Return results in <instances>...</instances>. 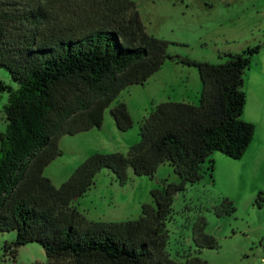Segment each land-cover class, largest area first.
Listing matches in <instances>:
<instances>
[{"label":"trees","instance_id":"16d2710c","mask_svg":"<svg viewBox=\"0 0 264 264\" xmlns=\"http://www.w3.org/2000/svg\"><path fill=\"white\" fill-rule=\"evenodd\" d=\"M131 8L130 0H114L73 28L55 32L41 0H0V69L17 86L0 80V94H7L0 132V232H14L13 241L2 245L13 264L16 249L31 243L48 260L32 264H209L199 250L218 248L198 216L191 226L195 249L184 251L182 262L170 259L165 221L174 195L201 179L200 165L210 154L238 160L248 148L254 125L240 118L242 75L259 47L226 54L220 64L170 56L168 42L147 35ZM166 59L196 69L197 105H152L139 122L138 141L125 154L93 153L55 188L42 172L60 154L59 137L99 128L104 109L120 91L144 83ZM109 114L118 131L131 128L123 102L116 101ZM164 162L177 182L152 189L153 206L142 204L135 220L87 221L72 203L101 169L123 184L127 168L149 176ZM260 195L254 199L258 205ZM212 210L221 216L234 207L222 198Z\"/></svg>","mask_w":264,"mask_h":264},{"label":"rangeland","instance_id":"374dc122","mask_svg":"<svg viewBox=\"0 0 264 264\" xmlns=\"http://www.w3.org/2000/svg\"><path fill=\"white\" fill-rule=\"evenodd\" d=\"M112 1L41 0L55 32L73 28L79 20L84 21L87 16L108 8ZM130 1L146 34L168 42L166 52L170 56L220 64L226 60V54H241L247 48L258 46V53L250 59L242 75L245 104L240 116L257 124L255 119L264 115V91L259 94L255 75L259 70L264 72V0ZM0 80L12 89L17 87L3 69H0ZM259 80L264 85V78ZM199 92L196 69L166 59L144 83L120 91L104 109L99 128L60 136L57 142L60 154L49 162L42 175L57 188L91 154H125L138 141L139 122L152 105L165 101L197 105ZM6 101L7 94H0V132L6 124L2 112ZM116 101L125 104L132 120L131 128L123 132L115 128L109 114ZM246 152L238 160L218 152L210 154L200 165L201 179L187 184L182 192L174 195L170 215L165 221V250L170 259L182 262L181 254L195 249L191 226L198 216L205 220V233L218 244L217 249L199 250L200 259L209 264H257L264 258V200L260 205L254 202L259 193L264 198V158ZM209 161L212 164L210 173ZM125 174L124 183L119 184L110 171L101 169L94 176L92 186L81 197L73 198L75 209L87 221L135 220L142 204L153 206L152 189L162 183L177 182L166 162L149 176L134 175L130 168ZM222 198L231 201L234 211L216 216L212 209L220 206ZM13 239V231L0 232V264H13L9 255L2 251L3 243ZM47 261L42 248L35 243L16 249L14 264Z\"/></svg>","mask_w":264,"mask_h":264},{"label":"crops","instance_id":"0c3cea01","mask_svg":"<svg viewBox=\"0 0 264 264\" xmlns=\"http://www.w3.org/2000/svg\"><path fill=\"white\" fill-rule=\"evenodd\" d=\"M255 75H256V78L258 81V91L260 94L262 91H264V85L261 83V81L259 79L261 77L264 78V72L262 73V71L259 70ZM172 102H174V101H172ZM175 102H180V101H175ZM182 103H189V102L182 101ZM262 115H263V113L261 114L262 118L255 119L257 124L254 125V135H253V138H252L248 148L246 149V151H247L246 153L249 154L250 156H254V154L257 153V155L259 157L264 158V118H263L264 115L263 116ZM244 120L246 122L250 121V120H246V119H244ZM255 133L256 134L258 133L257 134L258 136H255ZM254 136H255V138H254ZM256 137H258V140H255Z\"/></svg>","mask_w":264,"mask_h":264},{"label":"built area","instance_id":"2783aa9c","mask_svg":"<svg viewBox=\"0 0 264 264\" xmlns=\"http://www.w3.org/2000/svg\"><path fill=\"white\" fill-rule=\"evenodd\" d=\"M257 264H264V258H261Z\"/></svg>","mask_w":264,"mask_h":264},{"label":"water","instance_id":"95a60500","mask_svg":"<svg viewBox=\"0 0 264 264\" xmlns=\"http://www.w3.org/2000/svg\"><path fill=\"white\" fill-rule=\"evenodd\" d=\"M75 200V199H74Z\"/></svg>","mask_w":264,"mask_h":264}]
</instances>
